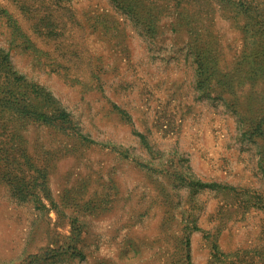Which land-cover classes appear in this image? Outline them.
Listing matches in <instances>:
<instances>
[{
  "label": "rangeland",
  "instance_id": "374dc122",
  "mask_svg": "<svg viewBox=\"0 0 264 264\" xmlns=\"http://www.w3.org/2000/svg\"><path fill=\"white\" fill-rule=\"evenodd\" d=\"M0 264H264V0H0Z\"/></svg>",
  "mask_w": 264,
  "mask_h": 264
}]
</instances>
